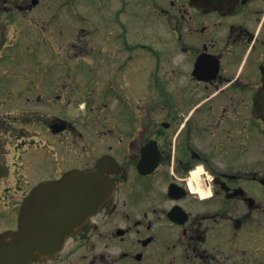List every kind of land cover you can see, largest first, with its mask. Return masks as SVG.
I'll list each match as a JSON object with an SVG mask.
<instances>
[{
  "label": "flooded vegetation",
  "instance_id": "flooded-vegetation-1",
  "mask_svg": "<svg viewBox=\"0 0 264 264\" xmlns=\"http://www.w3.org/2000/svg\"><path fill=\"white\" fill-rule=\"evenodd\" d=\"M32 2L0 12L15 22ZM196 4L104 0V66L11 67L0 182L100 164L113 183L33 264H264V0Z\"/></svg>",
  "mask_w": 264,
  "mask_h": 264
},
{
  "label": "rangeland",
  "instance_id": "rangeland-1",
  "mask_svg": "<svg viewBox=\"0 0 264 264\" xmlns=\"http://www.w3.org/2000/svg\"><path fill=\"white\" fill-rule=\"evenodd\" d=\"M30 1L26 0V2ZM103 1L40 0L39 6L34 10L23 11L22 14L14 16L16 17L15 22L7 20L5 14L0 12V91L3 92L0 94V98L2 101L6 97L4 93L6 92V84L13 79L12 66H80L82 68L104 66L103 49L106 40L103 32L104 26L100 24L102 22ZM57 2L64 4L65 10L69 9L72 12L67 10L65 12L66 18H59L60 20L66 19L64 24L61 21V25L58 24L59 26L53 27V25L44 22V19L47 18V13L53 10V6ZM1 7L3 8L2 5ZM61 16H64V10ZM46 26H48L47 30L45 29ZM58 29L62 32H58ZM53 31L57 32L58 41L51 36L54 34ZM2 43L6 44L1 45ZM111 49L121 53V44L118 39L113 40L111 37ZM110 62L109 60L107 66H110ZM51 63L54 65H49ZM15 79L16 87L21 89L19 84L23 77L19 75ZM8 109L6 101L1 102L0 117L6 116L4 112ZM18 125L19 123H16V126ZM13 130L16 134H20L17 130ZM14 137L6 131V127L3 125V128L0 129L1 142L16 141L12 139ZM26 173L28 170L27 172L23 171V174ZM40 173L39 176L28 177V184L16 183L13 179L0 182V190L4 195V198H1L2 193L0 192V231L8 227L15 228L17 212L24 195L30 187L32 188L40 182L39 178L45 176L43 174L47 171L40 170ZM5 189L7 192H4Z\"/></svg>",
  "mask_w": 264,
  "mask_h": 264
},
{
  "label": "water",
  "instance_id": "water-1",
  "mask_svg": "<svg viewBox=\"0 0 264 264\" xmlns=\"http://www.w3.org/2000/svg\"><path fill=\"white\" fill-rule=\"evenodd\" d=\"M110 192L101 170H72L37 185L21 206L18 229L0 234V264H32L53 256Z\"/></svg>",
  "mask_w": 264,
  "mask_h": 264
}]
</instances>
